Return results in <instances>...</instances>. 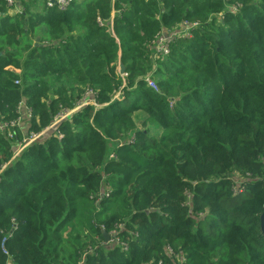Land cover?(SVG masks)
Here are the masks:
<instances>
[{"label": "trees", "instance_id": "16d2710c", "mask_svg": "<svg viewBox=\"0 0 264 264\" xmlns=\"http://www.w3.org/2000/svg\"><path fill=\"white\" fill-rule=\"evenodd\" d=\"M16 3L0 0V120L24 100L41 131L88 87L100 105L15 158L23 131L0 134V264H264V0ZM184 20L200 25L156 60ZM119 223L127 249L104 236Z\"/></svg>", "mask_w": 264, "mask_h": 264}, {"label": "built area", "instance_id": "2783aa9c", "mask_svg": "<svg viewBox=\"0 0 264 264\" xmlns=\"http://www.w3.org/2000/svg\"><path fill=\"white\" fill-rule=\"evenodd\" d=\"M4 1L7 2L8 6L13 7L14 10H19V6L17 5L16 0H4ZM73 1L74 0H46V4L50 7L57 6L60 10H65L72 4ZM240 6L241 4L237 3L234 6H232V10L236 11ZM199 25H200L199 21L184 20L181 24H179L178 26L172 29H165L159 32L155 36V38L150 42V45L154 49V58L156 60H164L170 54L172 43L175 42L178 38L191 37L193 34V29ZM121 74L123 76L127 75V73H121ZM145 80L150 87L154 88L157 91H160L158 82L151 75L146 76ZM121 96H122L121 91L115 94V98H120ZM87 105H96V106L100 105L97 102V91L91 87H88L85 90V92L77 100L73 108H67V107L62 108L61 111L55 115L53 123L50 126L46 127L45 129L41 131H35V130L29 129L30 120L33 117V110L23 100L17 106L18 115L16 117L12 119H1L0 120V134H4L8 137V139L14 140L16 138L17 129H20L23 131L22 139L16 142L17 147L14 151V156H13V158H15L20 154V152L26 146L36 141L42 140L45 134L51 129H54L62 120L70 117L75 111ZM57 132L60 138L64 136L62 132L60 131H57ZM110 156L114 157L115 155L114 153H111ZM262 160L264 161V156L262 157ZM243 189L244 187L239 188V185L235 186L234 188L236 192L243 191ZM110 194H111L110 189L104 190L98 196L99 197L98 200L104 196L109 197ZM13 222H14L13 228L10 232V235L12 234L13 230L18 227L17 222L16 221H13ZM123 227H124V223L117 224L113 228V230L110 232V240L107 242L121 244L124 249H127L128 244L125 241H123L119 236V233ZM167 249L169 253L175 256L176 258L182 259V260L185 259L183 256H180L179 254L174 253L173 249L170 246H168ZM4 250L6 253H8L6 249ZM90 250H92V248H90ZM80 264L82 263L80 262Z\"/></svg>", "mask_w": 264, "mask_h": 264}, {"label": "rangeland", "instance_id": "374dc122", "mask_svg": "<svg viewBox=\"0 0 264 264\" xmlns=\"http://www.w3.org/2000/svg\"><path fill=\"white\" fill-rule=\"evenodd\" d=\"M43 1L44 0H38V3H39V5L40 6H42V3H43ZM38 38V37H37ZM37 43H39L37 40H36V44ZM120 70V69H119ZM125 77V76H124ZM156 80V79H155ZM145 117H146V114H144V112L143 111H137L136 113H135V118H136V121H137V123L139 124V125H141V123H142V121H144L145 120ZM149 124V126H148V128L150 129V131L152 132V133H154L156 136H158V135H160V127L158 126V125H156V124H152V123H148ZM240 178H238V185H239V183H240Z\"/></svg>", "mask_w": 264, "mask_h": 264}, {"label": "water", "instance_id": "95a60500", "mask_svg": "<svg viewBox=\"0 0 264 264\" xmlns=\"http://www.w3.org/2000/svg\"><path fill=\"white\" fill-rule=\"evenodd\" d=\"M39 40H40V37L37 38L38 42H39ZM37 44H39V43H37ZM0 55H2L1 52H0ZM120 72L121 73H125L124 65L120 66ZM260 225H261V231H262V233L264 235V210H263V212H262V214L260 216ZM103 232H104L105 239L107 241H109L110 240V233L108 231H106V230H104Z\"/></svg>", "mask_w": 264, "mask_h": 264}, {"label": "crops", "instance_id": "0c3cea01", "mask_svg": "<svg viewBox=\"0 0 264 264\" xmlns=\"http://www.w3.org/2000/svg\"><path fill=\"white\" fill-rule=\"evenodd\" d=\"M120 66H121V65H119V69H120ZM139 111H140V110H139ZM144 114H145V113H144ZM145 118H146V117H145ZM135 120H136V118H135ZM148 126H149V124H148ZM160 131L162 132V129H161V128H160ZM161 132H160V134H161ZM151 134H152V135H155V134L152 133V132H151ZM155 136H156V135H155ZM158 136H159V135H158Z\"/></svg>", "mask_w": 264, "mask_h": 264}]
</instances>
